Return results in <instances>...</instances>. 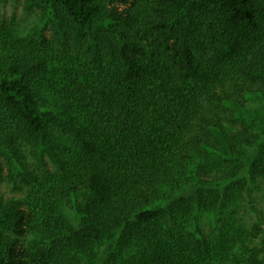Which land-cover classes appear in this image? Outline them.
Listing matches in <instances>:
<instances>
[{"label": "trees", "instance_id": "trees-1", "mask_svg": "<svg viewBox=\"0 0 264 264\" xmlns=\"http://www.w3.org/2000/svg\"><path fill=\"white\" fill-rule=\"evenodd\" d=\"M35 8L0 19V264H264V0Z\"/></svg>", "mask_w": 264, "mask_h": 264}, {"label": "rangeland", "instance_id": "rangeland-1", "mask_svg": "<svg viewBox=\"0 0 264 264\" xmlns=\"http://www.w3.org/2000/svg\"><path fill=\"white\" fill-rule=\"evenodd\" d=\"M25 0H0V19L3 18L11 21L13 17L17 18V23L21 27L25 28L29 26L32 27L37 21H39L41 10L35 8L31 12H27L24 9ZM109 9L115 10L117 13L123 15L124 17L132 16L135 12V4L133 2L129 3H112L109 5ZM48 38L52 40V33H48ZM71 158V155L68 157V160ZM4 165V177L0 179V195L3 193L5 196L11 197L14 195L17 196H25L27 193H22L18 189L14 187V185L9 184V181L6 179L8 174V165L7 160H3ZM30 168L36 169L37 161L33 158H30L28 161ZM51 163V162H50ZM32 164V165H31ZM52 173L55 174L57 168L50 164ZM17 172H23L21 167L18 168ZM220 173V169L217 167L209 166L207 172L203 174L204 178H210L214 176H218ZM42 178H44L43 173L40 174ZM56 177L47 178V181H55ZM249 182V181H248ZM240 196L243 200V209H241L239 213V217L248 225V227L253 229L255 226H263L264 227V183H248V186L239 192ZM214 225L217 226L215 219L213 217ZM264 233V229H263ZM29 260V259H28ZM29 262H31L29 260ZM32 264V263H30ZM34 264V263H33Z\"/></svg>", "mask_w": 264, "mask_h": 264}]
</instances>
